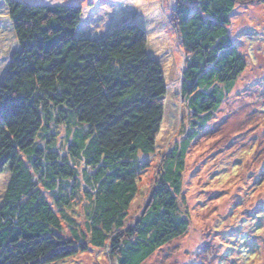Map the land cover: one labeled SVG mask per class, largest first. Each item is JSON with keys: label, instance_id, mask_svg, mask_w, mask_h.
<instances>
[{"label": "trees", "instance_id": "obj_1", "mask_svg": "<svg viewBox=\"0 0 264 264\" xmlns=\"http://www.w3.org/2000/svg\"><path fill=\"white\" fill-rule=\"evenodd\" d=\"M0 1L16 40L0 76V177L9 176L0 193V264H53L91 248L115 264H143L190 227L185 155L246 68L228 34L235 6L264 0L175 1L190 129L162 154L130 220L167 94L144 30L124 23L84 35L75 3ZM76 205L81 220L71 215Z\"/></svg>", "mask_w": 264, "mask_h": 264}, {"label": "rangeland", "instance_id": "obj_2", "mask_svg": "<svg viewBox=\"0 0 264 264\" xmlns=\"http://www.w3.org/2000/svg\"><path fill=\"white\" fill-rule=\"evenodd\" d=\"M25 1L79 5L83 10L80 32L84 35H99L124 23L140 25L149 53L162 67L167 84L163 120L155 153L147 157L150 167L140 176L137 196L130 205V220L139 214L147 199L162 154L190 129L189 115L180 97L184 51L171 22L176 0ZM0 26L1 76L16 49L7 9L1 1ZM228 34L246 68L185 155L182 191L190 227L143 264H264V3L237 4ZM8 177H0V193ZM73 207L76 213L71 215L81 220L79 207ZM257 212H261L259 219L254 217ZM239 235L246 243L237 238ZM229 242H233L232 251ZM241 245L248 249L252 246L253 252L248 255ZM53 264L115 263L105 251L91 248Z\"/></svg>", "mask_w": 264, "mask_h": 264}]
</instances>
